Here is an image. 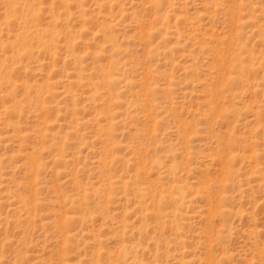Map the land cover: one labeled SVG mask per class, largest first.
<instances>
[{
	"label": "rangeland",
	"instance_id": "rangeland-1",
	"mask_svg": "<svg viewBox=\"0 0 264 264\" xmlns=\"http://www.w3.org/2000/svg\"><path fill=\"white\" fill-rule=\"evenodd\" d=\"M0 264H264V0H0Z\"/></svg>",
	"mask_w": 264,
	"mask_h": 264
}]
</instances>
